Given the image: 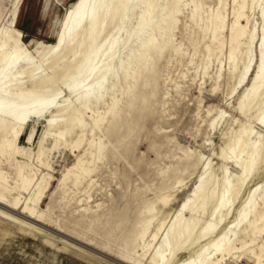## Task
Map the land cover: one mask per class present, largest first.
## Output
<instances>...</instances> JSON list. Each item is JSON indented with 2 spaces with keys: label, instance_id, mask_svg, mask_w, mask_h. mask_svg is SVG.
Masks as SVG:
<instances>
[{
  "label": "rangeland",
  "instance_id": "1",
  "mask_svg": "<svg viewBox=\"0 0 264 264\" xmlns=\"http://www.w3.org/2000/svg\"><path fill=\"white\" fill-rule=\"evenodd\" d=\"M144 1L48 0L29 19L22 0H0V46L7 23L21 32L23 48L13 60V49L7 58L0 49V139L22 123L19 153L1 158L13 187L7 200L17 194V167L45 185L35 206L41 216L0 204V264H159L152 256L172 213L191 200L200 213H182L199 221L184 245H168L169 264H199L216 255V245L234 263L252 264L249 250L253 262L264 257L263 221L257 230L250 225L264 209L261 81L245 92L260 60L264 0H161L153 22L139 29ZM236 12L247 28L229 60ZM149 37L153 45L143 51ZM37 40L41 49L32 48ZM98 115L103 120L93 127ZM58 130L63 134L55 138ZM238 136L246 145L235 156ZM90 138L102 143L99 157ZM259 139L262 158L244 177ZM79 154L92 172L78 185L72 177L62 184ZM222 193L228 211L212 213Z\"/></svg>",
  "mask_w": 264,
  "mask_h": 264
},
{
  "label": "bare ground",
  "instance_id": "2",
  "mask_svg": "<svg viewBox=\"0 0 264 264\" xmlns=\"http://www.w3.org/2000/svg\"><path fill=\"white\" fill-rule=\"evenodd\" d=\"M132 1L133 0H124V2H128L130 4L132 3ZM160 1L161 0H145L144 1L143 11L140 14L139 29H143L144 27H146L147 25H150L153 22L154 15H155L154 13L157 11V7L160 6V3H159ZM177 1H179V0H177ZM80 3L81 2L76 3L75 6L72 9H70V11H74L77 8H79V6L82 5V3L81 4ZM242 7H243V5L241 6V8ZM178 10L179 9L176 7L173 13L177 12ZM16 11L17 10H15V12H14V17L12 18V20H10V22L12 24H15L14 22H15ZM236 14H237L236 19L231 24V30L232 31H230L231 33L229 34L228 41L226 42V44L228 46L227 59H229L231 57L233 51L238 46L239 38H241L240 36H242L245 33L246 28H247V21H248L247 19H246L245 25L240 24L237 20L239 17L243 16V13L242 12H238V13L236 12ZM172 17H173V19H175L174 14H172ZM245 18H248V17H245ZM62 20H63L62 16L60 18H57L54 21V25L59 27V24L61 23ZM58 31H59V29L57 28L56 32H58ZM56 32H55V35H56ZM1 35L3 37L2 41H1V46H0L1 51L7 55V54H9V50L13 49L14 53L12 54L11 57H9L10 60H13L14 58L20 56L23 48L18 42L19 41L18 36H22V34H21V32H19L17 27H15V29L14 28L11 29L6 23L5 26L1 30ZM249 42H250V40H249ZM43 45H44L43 41L37 40V41H35L32 48L33 49H41V47ZM150 45H153L152 37H149L148 40L143 43V45H142L143 51H145ZM221 45L222 44L220 42V46ZM103 55H105V54L103 53ZM8 56H10V55L5 56L4 58H7ZM259 57H260V60H259L257 67H256V69L252 75L251 81H249L250 84L248 85L247 89L245 90V92L247 93L248 90H250L251 88H253L256 85L257 80H260L261 81V87H260L259 93L257 94V97L264 95V29L262 31V37H261L260 43H259ZM245 92L241 98H243V96H245V94H246ZM247 109H248V107L246 104L240 110L242 112H244ZM108 111L114 112V104H112L109 107ZM115 116L116 115H114L113 117H115ZM260 116H262V118H260ZM257 119H260V121L262 123H264V115H262L261 112L257 116ZM102 120H103V115H98L96 118H94L93 127H98ZM21 129H22V123H14L12 125L10 131L0 139V164H1V158L7 159L8 157H11V156L19 153L21 147L18 144L17 139H18V135H19ZM81 132H82V130L77 135L76 139L72 142V148H75V150H76V148H79L80 144L83 141L84 136L81 134ZM62 134H63L62 130H58V131L53 132V135L55 138H59ZM42 139H44L43 136H42ZM259 143H260V139L257 142V146L253 147V149L248 153L247 159L245 160V162L243 164L242 175L244 177H246L249 174V172L252 169V166H254L256 164V162L262 158V151L257 150V148L260 146ZM233 145L238 146L237 151H235V156H237L238 154H240L241 152L244 151V146L246 145V141L243 140L241 138V136H238L236 138L235 142L233 143ZM88 146L90 148L94 146L95 151H96V156L97 157L100 156V153L102 151V143L101 142L95 143L94 140L92 138H90L88 140ZM89 154L91 155L92 153L89 152ZM222 156L224 158L226 157L224 154ZM39 162L41 164H44L42 161H39ZM44 165L46 167H48V165H46V164H44ZM91 172H92V169L86 165V162L83 158V154H79L76 157L75 163L72 166L68 167L66 169V172L63 173L62 178H61V183L63 184L67 179H69V177H72L73 178V185H78L82 182V180H84L86 177H88ZM13 183H14V188L17 189V194H16V196H13L11 198V200H7V196L10 194V191H11V189H13V187H11L8 184L7 173L3 170V168L0 165V204L7 206L10 209L19 208V213L25 214L28 217H34L36 215L41 216V213L38 214L35 212V206H36V203L38 202V200L43 196V192L45 189V185L42 184V181H40L38 183L37 180H35V178L32 175H30L28 173H24L21 167H17L16 178L14 179ZM224 196H225L224 193H222L220 195L218 201L212 207V213H214L216 210H219L220 208H223L225 211H228L229 207L227 206L228 204H226V199ZM163 200L165 201V199H163ZM4 202H7V203H4ZM193 204H195L194 200H191L189 203L183 204L182 208L180 210L172 213V216L174 214L173 221H172L169 229L167 230V233L165 235V239H164L163 243L158 246V249L153 254L152 260L156 261L159 264H169L168 262H169L171 256H173V254L171 253V249H169L168 245L169 244L172 245L173 242L179 244V246H180V244L184 245L185 241H187V239L190 238L192 231L194 230L197 222L199 221V218L195 214H194V216L190 215L189 217H186L182 212L183 211H188V212L192 211L193 213H197V212L200 213V210L198 208L194 207ZM205 210H206V208H205ZM255 211H257V210H255ZM34 212H35V214H34ZM253 219H254L253 221H250V225L253 226L254 230L255 229L257 230L258 226L256 224H258L257 222H259L260 220L263 221V224H262L261 228H259V230L260 231L264 230V209L262 211H260L259 213L255 214ZM149 221L150 220H148L146 222V226L143 228V231L140 233L139 238H142L147 233L146 231L148 228ZM210 227L211 226L208 224L204 225V227H202L198 231V236L202 237L204 235V233ZM203 230L205 231L204 233H202ZM156 237H157V231L154 232L153 234H151L150 240H148V243L146 245V247L148 249L150 248L151 244L155 241ZM192 242H193V240H191L187 244V246H189V244H191ZM250 243H252V240H247L246 244H250ZM237 247H238V245L235 248H237ZM215 250H216V255L206 254V256H204L201 259L199 264H222V263L239 264L240 263V262L234 263V261H228V259H226V257L229 256V250L228 249H220V247L216 245ZM263 250H264V247L260 246V251H263ZM252 251L253 250L248 251V255H249L248 259L252 261V264H264V257L262 259H259L258 262H253L255 255L252 253ZM257 259H258V257H257ZM190 264H193V261H190Z\"/></svg>",
  "mask_w": 264,
  "mask_h": 264
},
{
  "label": "crops",
  "instance_id": "3",
  "mask_svg": "<svg viewBox=\"0 0 264 264\" xmlns=\"http://www.w3.org/2000/svg\"><path fill=\"white\" fill-rule=\"evenodd\" d=\"M44 2L45 4H47L48 0H22V3L24 5V9H27L28 14V18L30 19L31 17V11L35 6L41 5V3ZM18 17H16V21H17Z\"/></svg>",
  "mask_w": 264,
  "mask_h": 264
}]
</instances>
